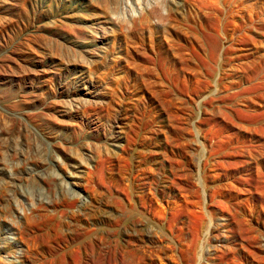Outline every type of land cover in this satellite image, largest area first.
Returning <instances> with one entry per match:
<instances>
[{
    "label": "rangeland",
    "instance_id": "rangeland-1",
    "mask_svg": "<svg viewBox=\"0 0 264 264\" xmlns=\"http://www.w3.org/2000/svg\"><path fill=\"white\" fill-rule=\"evenodd\" d=\"M0 264H264V0H0Z\"/></svg>",
    "mask_w": 264,
    "mask_h": 264
}]
</instances>
